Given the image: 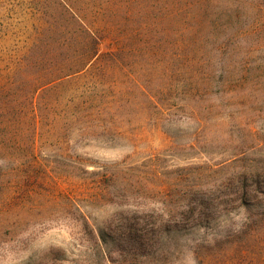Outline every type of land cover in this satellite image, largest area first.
Here are the masks:
<instances>
[{
  "label": "rangeland",
  "instance_id": "1",
  "mask_svg": "<svg viewBox=\"0 0 264 264\" xmlns=\"http://www.w3.org/2000/svg\"><path fill=\"white\" fill-rule=\"evenodd\" d=\"M252 1L0 0V264H263Z\"/></svg>",
  "mask_w": 264,
  "mask_h": 264
},
{
  "label": "trees",
  "instance_id": "2",
  "mask_svg": "<svg viewBox=\"0 0 264 264\" xmlns=\"http://www.w3.org/2000/svg\"><path fill=\"white\" fill-rule=\"evenodd\" d=\"M219 1H226V7L220 8ZM240 1L242 0H196L197 5L200 9V15L204 14V16L207 17V19L209 20L210 30L213 32H217L223 29L226 30L231 27L233 23L236 22L231 17L227 19V17H229L231 14H233L236 19L243 16L242 2L240 3ZM246 4L249 5L254 12L259 9V7H257L255 5V2L253 3L252 0H249V2H247ZM247 27L250 28L249 26ZM247 27L241 26V29L244 28V30H247ZM141 211L143 212V210Z\"/></svg>",
  "mask_w": 264,
  "mask_h": 264
},
{
  "label": "crops",
  "instance_id": "3",
  "mask_svg": "<svg viewBox=\"0 0 264 264\" xmlns=\"http://www.w3.org/2000/svg\"><path fill=\"white\" fill-rule=\"evenodd\" d=\"M263 264H264V257H263Z\"/></svg>",
  "mask_w": 264,
  "mask_h": 264
}]
</instances>
